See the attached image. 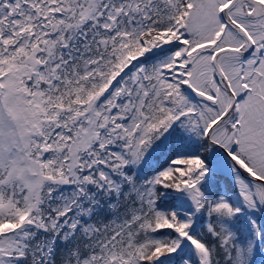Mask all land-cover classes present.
I'll return each mask as SVG.
<instances>
[{
  "label": "snow or ice",
  "instance_id": "obj_1",
  "mask_svg": "<svg viewBox=\"0 0 264 264\" xmlns=\"http://www.w3.org/2000/svg\"><path fill=\"white\" fill-rule=\"evenodd\" d=\"M0 264H264V0H0Z\"/></svg>",
  "mask_w": 264,
  "mask_h": 264
}]
</instances>
